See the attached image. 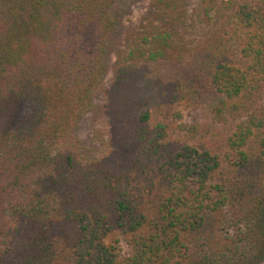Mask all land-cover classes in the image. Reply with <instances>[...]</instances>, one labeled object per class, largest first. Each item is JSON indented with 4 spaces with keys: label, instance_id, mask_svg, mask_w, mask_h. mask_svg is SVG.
I'll return each instance as SVG.
<instances>
[{
    "label": "trees",
    "instance_id": "obj_1",
    "mask_svg": "<svg viewBox=\"0 0 264 264\" xmlns=\"http://www.w3.org/2000/svg\"><path fill=\"white\" fill-rule=\"evenodd\" d=\"M118 1L0 0V264H264V0Z\"/></svg>",
    "mask_w": 264,
    "mask_h": 264
},
{
    "label": "rangeland",
    "instance_id": "obj_2",
    "mask_svg": "<svg viewBox=\"0 0 264 264\" xmlns=\"http://www.w3.org/2000/svg\"><path fill=\"white\" fill-rule=\"evenodd\" d=\"M118 3L120 6L126 7L125 23L132 28L137 27L150 6V0H119ZM192 3L189 5V9L192 7ZM98 126L101 130L100 125ZM86 128L85 126L82 128L83 137L88 135Z\"/></svg>",
    "mask_w": 264,
    "mask_h": 264
}]
</instances>
